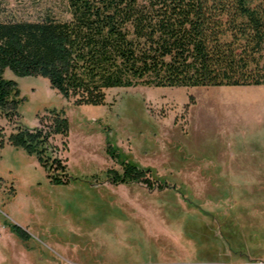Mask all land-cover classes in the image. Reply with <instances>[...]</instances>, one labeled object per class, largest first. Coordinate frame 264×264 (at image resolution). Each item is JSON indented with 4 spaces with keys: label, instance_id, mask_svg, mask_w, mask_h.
<instances>
[{
    "label": "rangeland",
    "instance_id": "1",
    "mask_svg": "<svg viewBox=\"0 0 264 264\" xmlns=\"http://www.w3.org/2000/svg\"><path fill=\"white\" fill-rule=\"evenodd\" d=\"M46 15L68 19L67 2L0 0V20ZM3 76L18 94L0 116V264H264V85L112 87L79 106ZM17 125L46 135L47 164L8 143ZM126 160L144 179L112 180Z\"/></svg>",
    "mask_w": 264,
    "mask_h": 264
},
{
    "label": "trees",
    "instance_id": "2",
    "mask_svg": "<svg viewBox=\"0 0 264 264\" xmlns=\"http://www.w3.org/2000/svg\"><path fill=\"white\" fill-rule=\"evenodd\" d=\"M65 1L68 19L0 20V116L15 113L18 94L5 69L47 78L75 105L104 104L112 87L264 85V0ZM64 114L53 111L50 125L68 137ZM7 141L44 164L50 159L43 158L46 135L35 127L17 125ZM52 162L65 172L58 158ZM122 171L108 170L115 183H127L147 169L126 160Z\"/></svg>",
    "mask_w": 264,
    "mask_h": 264
},
{
    "label": "built area",
    "instance_id": "3",
    "mask_svg": "<svg viewBox=\"0 0 264 264\" xmlns=\"http://www.w3.org/2000/svg\"><path fill=\"white\" fill-rule=\"evenodd\" d=\"M37 127L41 128V127H43V126H40V125L38 124V126H37Z\"/></svg>",
    "mask_w": 264,
    "mask_h": 264
},
{
    "label": "crops",
    "instance_id": "4",
    "mask_svg": "<svg viewBox=\"0 0 264 264\" xmlns=\"http://www.w3.org/2000/svg\"><path fill=\"white\" fill-rule=\"evenodd\" d=\"M83 105H86V104H83ZM83 105H79V106H83Z\"/></svg>",
    "mask_w": 264,
    "mask_h": 264
}]
</instances>
